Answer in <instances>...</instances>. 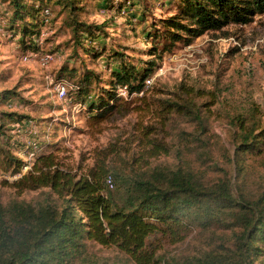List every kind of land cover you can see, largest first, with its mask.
I'll return each mask as SVG.
<instances>
[{
  "label": "rangeland",
  "instance_id": "obj_1",
  "mask_svg": "<svg viewBox=\"0 0 264 264\" xmlns=\"http://www.w3.org/2000/svg\"><path fill=\"white\" fill-rule=\"evenodd\" d=\"M57 1L47 2L37 35L21 41L20 26L7 31L11 10L0 0V146L22 161L18 169L7 167V159L0 155L4 204L37 203L46 197L49 189L13 186L43 153H53L78 176L86 175L96 151L108 146L116 151L110 156L112 167L126 176L142 173L146 166L189 168L205 183L236 174L231 160L237 118L256 113V133H264V14L252 16L246 24L229 22L221 30L170 43L163 21L179 13L180 0H70L72 6H64L67 0L61 5ZM76 23L99 29L89 38L95 40L100 56L84 50L91 44L83 49L75 40ZM124 61L136 66L140 76L147 74L151 84L145 81L140 93L118 101L115 111L98 121L88 111L90 103L102 97L112 70ZM147 68L152 70L146 72ZM87 72L98 78L80 95ZM60 81L66 85L65 98L56 91ZM185 100H193L195 110L207 117L205 136L198 135L201 126L193 116L178 108ZM34 140L42 148L28 164L25 157ZM258 147L262 151L258 156L241 157L245 167L251 164L263 174L264 145ZM217 234L212 239L196 227L182 238L157 234L147 243L157 247V255L178 259L228 236ZM87 249L88 264H134L113 246L87 242Z\"/></svg>",
  "mask_w": 264,
  "mask_h": 264
},
{
  "label": "trees",
  "instance_id": "obj_2",
  "mask_svg": "<svg viewBox=\"0 0 264 264\" xmlns=\"http://www.w3.org/2000/svg\"><path fill=\"white\" fill-rule=\"evenodd\" d=\"M1 1L11 10L7 31L20 26L21 41L27 36L32 40L49 0ZM69 1L64 6H72ZM256 14H264V0H180L179 13L163 21L164 32L170 43L182 38L187 42L205 32L221 30L229 22L249 23ZM95 30L99 29L76 23L75 40L83 49L84 44H91L84 50L100 56L93 45L95 40L89 38ZM147 76H140L136 66L124 61L119 69L112 70V80L103 93L106 96L102 94L90 103L89 113H95L98 121L106 118L123 100L118 87H126L129 95L140 93ZM93 78L98 76L92 72L83 77L80 95ZM196 106L193 100H185L178 108L193 116L201 126L198 135L205 136L208 119L195 110ZM257 118L256 113L237 118L232 128L236 146L231 160L236 174L213 183L203 182L195 171L183 167L146 166V171L126 176L112 167L114 146L97 150L93 165L81 176L62 165L53 153H43L13 186L28 191L49 189L46 197L37 203L13 200L6 204L0 198V264H88L87 242L116 247L134 264H263L264 173H256L259 169L248 163L245 167L246 160L241 157L262 152L258 145H264V133H256ZM0 155L7 159V167L22 166V161L3 146ZM196 227L212 239L217 233L228 236L219 244L178 259L157 255V247L147 243L157 234L182 238Z\"/></svg>",
  "mask_w": 264,
  "mask_h": 264
},
{
  "label": "built area",
  "instance_id": "obj_3",
  "mask_svg": "<svg viewBox=\"0 0 264 264\" xmlns=\"http://www.w3.org/2000/svg\"><path fill=\"white\" fill-rule=\"evenodd\" d=\"M46 15H48V11L45 12ZM45 15V16H46ZM0 23H1V19H0ZM42 37H44V33L41 34L40 36V39H42ZM39 38V37H38ZM42 41V40H41ZM146 83L147 85L149 86L151 84V79H146ZM56 86V91L58 93V95L61 97V98H65L66 96V92H67V89H66V85L64 84V82L60 81V82H57L55 84ZM117 93H118V96L122 99H128L129 96H132V95H135V94H131L129 95L128 93V89L126 87H118L117 89ZM82 108L83 110H86V107L82 105ZM67 116H68V112H67ZM73 118V116H72ZM69 123H72L71 121H68ZM34 134L36 132H33ZM41 146L40 144L37 142V141H33L32 142V147L31 149L29 150V152L27 153L28 155L25 157L26 159V162L28 164H32L34 162V159L37 157V154L38 152L41 150ZM30 168V167H29ZM28 170V167H25L24 168V171H27Z\"/></svg>",
  "mask_w": 264,
  "mask_h": 264
}]
</instances>
